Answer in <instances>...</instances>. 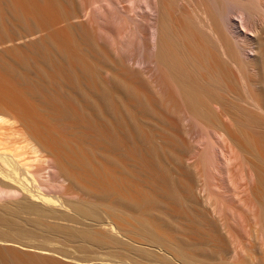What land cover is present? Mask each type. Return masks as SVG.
Wrapping results in <instances>:
<instances>
[{
  "label": "bare ground",
  "instance_id": "6f19581e",
  "mask_svg": "<svg viewBox=\"0 0 264 264\" xmlns=\"http://www.w3.org/2000/svg\"><path fill=\"white\" fill-rule=\"evenodd\" d=\"M36 1L29 6L26 0H0V25H5L7 7L18 21L27 15L41 16L42 23L36 19L47 31L40 38L47 43V49L40 51L38 45L40 63L33 62L38 65L40 83L33 86L30 82V92L39 106L49 111L50 119L59 124L61 131L77 129L80 139L98 150H125L124 157L139 162L141 172L152 180L151 187L158 189V196L145 199V207L160 206L162 213L166 209L171 221L176 217L178 222H194L195 217L184 205L205 204L210 220L233 243L235 237L225 222H246L245 212L256 222L264 221V169L257 174L254 162L242 154L245 151L246 155L257 157V147L252 137L240 129L241 125L263 128L259 126L260 115L256 118L254 114H264V53L255 41L258 30L254 27L253 31L252 26L256 18L264 19V0H78L79 14L68 10L71 5H64L68 10L61 13L65 15L61 22L64 26L58 21L62 18L59 3L64 0H43L44 4L38 0L41 5ZM233 15L238 16L239 23ZM75 31L78 38L73 35ZM33 46L35 49L36 45ZM108 52L118 59L115 63L119 65H114V61L111 65L121 74L109 69L110 75L114 73L110 77L112 85L109 84L112 89L107 88L108 82L102 84L105 82H101L98 66H94L95 62L105 67L110 64ZM18 60L27 66L32 62L27 54ZM244 66L254 72V79L243 76ZM234 74L241 75L247 95L244 104L255 110L254 117L247 112L242 114L237 103L230 101L237 94L231 86L235 83ZM139 75L148 81L159 100L150 96L151 99L142 89L146 84L139 85ZM137 76L140 80H130ZM237 110L242 114L236 116L237 137L214 127L218 116L228 120V112ZM16 117L0 110V203L18 199L4 204L6 210L0 208V264H72L67 261L71 257L69 250L64 248L79 252L91 249L84 243L96 247L95 252L118 258L119 264H173L168 257L134 248L116 238L114 233L127 234L112 223L109 229L94 230L69 213L58 216L54 212L57 210L48 209H58L54 204H59L60 195L63 202L59 206L65 204L75 216L105 224L96 205L80 201V195L72 191L76 185L70 174L73 166L62 151L36 129H17L20 120ZM179 129L186 138L174 133ZM179 141L192 146L190 158L178 157L182 167L193 174L186 184L166 173V155L156 146L159 143L169 148L178 146ZM250 186L255 187L256 201L249 198ZM110 197L108 192L103 200ZM37 201L53 207L47 205L46 209ZM115 201L129 209L137 207L129 199ZM151 238L153 242L159 240ZM176 253L186 262L196 264L180 248ZM78 261L91 262L88 257Z\"/></svg>",
  "mask_w": 264,
  "mask_h": 264
},
{
  "label": "rangeland",
  "instance_id": "374dc122",
  "mask_svg": "<svg viewBox=\"0 0 264 264\" xmlns=\"http://www.w3.org/2000/svg\"><path fill=\"white\" fill-rule=\"evenodd\" d=\"M35 1L36 0H32L31 2V0L28 1L26 0V2H29V4L30 3L35 4L34 3ZM58 1H62V0H57V2ZM69 1L70 2L64 0L63 2L60 3L58 2L61 5L62 3L65 2V4H63L62 6L60 5L61 7L59 6V9H61L59 10L60 15L62 17V18H58V21L60 22L59 25H63V26L65 25L61 23L65 17V15H62L64 14L65 11L63 12L62 10H67V6L68 8L70 5L72 6V7L70 6L71 8L68 9L71 13H72V9H74L73 12L78 11L77 13L78 14L80 13L81 6L79 7L80 4L78 3V0H69ZM40 2L41 4H44L43 0L42 1L40 0ZM40 2H38V0L36 1L37 4L41 5ZM32 4H30L29 6H31ZM64 5H67L65 6L66 9H64L65 8ZM7 9L8 7L4 9V15L6 16L4 22L5 25L4 24L0 25V110L5 111L11 115L17 116L16 118L20 120L18 125H16V128L18 127L17 129L22 128L25 132L27 130L25 126L31 129L32 128L36 129L44 139L51 141V144L55 149H60L62 151L63 156H65L66 160L69 163H71L73 166V168L70 169V171L72 172L70 174L72 175V180L73 182H75L76 185L72 191L80 195L79 197L80 201L96 205L99 218L102 219L105 224L108 223L107 224L108 226L105 224H104L105 226L100 225L96 223V221H92L87 218H82L78 215H76L77 216L76 217L75 216L76 213L75 214L72 213L70 207H69L70 209H68L67 208L68 206H66L65 204H61V206H59L60 203L63 202V200L60 198L63 197L60 195L57 196L54 193L52 196L56 195L57 197H60L59 204L57 203L54 204L55 205L54 208L58 207V209L47 207V205L48 206H52V205L51 204L49 205V203H44V202L39 203L41 201H37L38 205L40 204V206L44 208L46 207L48 209L50 208V210L51 209L57 210L54 212H57L56 214H58V216L65 215V213H69L71 217L73 216L74 218H77L76 219L77 222L81 221L86 225H90L94 230L109 229L110 228L109 223L110 224L112 223V225H114L117 228H120L123 232L127 234V236L125 235L122 236V234L120 235L114 233V236L116 238L126 242L127 244H129L134 248H143L155 252L160 256L168 257L170 260H172L173 264H190L186 262L182 257H180L178 253H176L177 248H180L181 250L186 252V254L188 253L189 256L194 258L196 264H264V221L256 222L251 217L250 214L245 212L246 222L243 223L225 222L227 229H229L231 232V236L234 235L235 237L234 243L228 237H226L225 232L219 226L216 225V222H212L210 220V218L207 215L209 210L207 209V206L205 204L197 205L191 202L188 203L186 202L187 206L184 205V208L190 214H192L193 217H195L194 222H186V221L178 222L176 220V217L175 218L171 217L173 220L171 221L170 218H168L170 216H168L166 209L165 210H163L164 208L162 209L163 213H165L166 211V213L163 214L162 212H160L162 208L160 206H155V207L153 206V208H151L152 207L151 206L150 208L148 207V209L145 207L144 204L145 199L151 195L152 196L154 195L155 197L158 196L157 195L158 189L154 185L153 187H151L152 180L149 178V176H147L148 175L147 173H142L143 171L141 169V164L139 162L137 163L136 161L133 160L131 161L127 159L128 157L126 158V156L124 157L125 153H127L125 150L114 153L109 152L107 149L98 150L93 145L84 143L80 139V134L77 129L69 130L70 135L68 131L65 130L61 131L62 128L59 127V124L53 122V120L50 119L51 117L49 116L50 115L48 113L49 111L39 106L37 99L30 92L31 90L30 88L32 87L31 83L33 84V86L34 84L38 85V83H40V78L39 75L37 74L38 65L36 64L37 67H34L36 66L34 62L36 63L38 61V63H40L39 49L41 48L40 51L47 49V45H46L47 43L44 40L40 39L47 31L45 32L44 27H40L41 24L39 26L38 24L39 22L37 23V19H36V17H38L39 21L41 20L40 23H42V19L40 18L41 16L39 15L37 16V14L35 16L34 15L35 13H32L34 16L30 17L29 15H27L22 20L18 21L16 20V18L14 19L13 16L10 15L12 14V12L7 11ZM29 14L32 15L31 13ZM72 16H75L74 13L72 14ZM234 16L235 15H233L234 21L236 23H239L238 21L239 18H237L238 16L237 17ZM24 19L25 22L23 21ZM32 23H34V25ZM63 23L65 22L63 21ZM253 24H255L254 26H252L253 31L256 29L258 30V34L255 41L257 42V45H259L258 46L259 51L264 53L263 17L256 18ZM238 25H239L238 26L239 30L241 28L240 31L243 32L241 25L240 24ZM254 27L256 29H254ZM37 32L39 33L38 34L39 36H37ZM30 34L31 35L36 34L38 38L35 35H34L35 37L32 35L31 38ZM249 34H252V32L249 31ZM73 35L76 36L77 32L75 31ZM76 38H78V35L76 36ZM29 39L34 43L36 41V43L33 44ZM37 41L39 43H37ZM24 42L26 43L24 44ZM21 43H23L25 47L23 45L22 48ZM26 45L28 46L29 50L27 49ZM33 45H36L35 46V49L37 48L36 50L33 48L34 47ZM38 45L39 46L41 45V47L39 48ZM30 49L34 50L32 51L34 53H32ZM21 52L23 54H21ZM35 52L36 55H34ZM26 54L27 57L30 59V62L32 61L31 64L28 65L29 69L26 64L25 66L24 64L22 65L19 60H18L19 62L17 61V59L20 58L21 55L26 56ZM112 55L113 54L108 52L109 60L112 58V60L109 61L110 64L108 63L110 66L107 64V66L105 67L104 64H99L97 62H95L94 64L95 67L98 66L97 70L99 73L102 74V75L100 74L101 82L103 81L105 82L102 84H106L108 82L107 83L108 86L109 84L112 83L110 79L111 75L114 76L113 75L114 73L119 75L120 73V71L116 68V66L119 65L117 64L119 61L118 59H115L116 57L115 55L113 56ZM93 61L91 62L94 63ZM112 61H114V65L116 66L111 65ZM99 67L103 72L99 69ZM104 71H107L105 72L106 74H104ZM108 71L114 73L110 75ZM21 72L25 73V76ZM22 75L23 78H26L27 76L26 79L28 80H26V82L23 81V78H21ZM101 76L102 77L104 76L105 78L102 79ZM234 76H235V83L231 86L233 89H235V92L237 94L235 95L233 94V97H230V101L233 100L235 101L234 103H237V105L239 106V108L238 107L237 108L238 110H240L241 108L240 112L242 114L247 112L248 114L247 113L246 114L248 116L249 115L253 116V114L255 113L253 111L255 110L247 108L244 104L245 101L247 100V95L246 92L243 90L241 75L234 74ZM243 76L249 80L255 78L254 72L250 71V69L247 66H244L243 68ZM139 77L142 78L140 75ZM137 78L138 76L135 78L132 77V79L130 80L132 81L140 80V78L139 79ZM142 79L145 80L144 77ZM141 80L139 81L141 83V84L139 83L140 86L141 85L143 86L144 84H146L145 86H147L148 84L147 87L149 89L145 86H143L144 88L141 87L148 94V96L149 97L151 96L159 100L160 97L159 98L157 97L159 95L154 90L152 91V88L150 90L149 83H147L148 81L145 80L144 82ZM107 85L105 86L107 87ZM111 85L107 88L112 89L113 87ZM146 89L148 91L150 90L151 92H148ZM242 109H244V111ZM238 110L237 112L236 111L228 112V120H225L223 116H218L219 120H217L216 123L213 124L214 127L218 130H223L227 132L229 135L232 134L235 137H237L235 134V132L238 133L237 117L240 115L242 116V114L239 113ZM255 115L256 118H258V116L260 115L259 119L261 120H259V122L261 121L260 122L261 125L259 124V126H262L263 128L261 127L249 128L241 125L240 129L245 133H247L248 135H250L254 140V143L256 144L257 147V157L254 156L251 157L249 155H246L245 153H243L245 151H243L241 148L240 149L243 151L241 152L244 156L248 157L254 162L256 166V172L257 174H259L264 169V126H263L264 123L262 122V120L264 121V114L255 113L254 116ZM8 129L10 130L12 128H7V130ZM152 130L153 129H151L150 131ZM11 131L9 132L11 133ZM75 131H78V133L75 134L76 133ZM181 131L182 129L181 130L179 129L176 130V132L174 131V133L181 134L178 136L180 137L182 136V138L183 137L186 138L185 133L183 131L181 133ZM153 132H159V130L155 129L153 130ZM73 134H75L76 136L75 135L73 136ZM179 142L181 143V141ZM180 143L178 146H176V144L174 146L173 145L170 146L172 148L170 147L168 148V146H165L164 144L161 145L159 143H157L156 146L157 149L160 150L161 152L164 150L163 152L166 155L165 156L166 158H164L163 160V163H165L164 165L166 167V168L164 167L166 173H168L169 176L171 174L176 180L181 179L186 184V182H190L192 180L193 174L187 168L182 167L180 159L185 157L186 158L191 157L190 154H191L192 146L187 143L186 146L184 143L181 144ZM160 145L163 147H161ZM179 146L181 147L180 149L178 148ZM165 147L168 148L169 150L166 149ZM175 147L177 148L175 149ZM173 150H174L173 152L174 154L171 152ZM116 154H120V155H116ZM176 154L177 155L180 154V155L177 156ZM179 156H181L180 159L178 158ZM179 160H180V165H179ZM131 163L132 164L134 163L137 166L131 165ZM139 167L141 170L138 169ZM177 168L179 169V171H181V173L178 172ZM174 178L172 179L174 180ZM147 180H150L151 183L150 181L148 182ZM153 188L157 192H155ZM249 190L251 191L249 195L250 200L256 201L255 187L250 186ZM108 192L111 194V197L107 200H103V198H105V195ZM117 198H122L125 200L129 199L130 201L137 203V207L135 209H129L126 206L120 205L115 201ZM17 200L18 199H12L1 202L0 208L6 210L3 207L4 204L15 202ZM59 211L60 212L62 211L64 213L62 214V212L60 213ZM7 212L11 213L9 209H7ZM166 215L167 218L169 219V222H167L168 220L165 217ZM66 216L69 215L66 214ZM161 216H163L162 219L163 218L165 219L162 220ZM31 218H33V216ZM49 221L55 222L57 220L50 219ZM60 221L61 220H58V223H60ZM61 222H64L62 224H67L65 223V221H61ZM244 228L245 230L242 231ZM152 236H155L159 240L153 242L151 238ZM84 244L91 247V249L88 248L86 249L85 252H79L73 248H64V249H68L71 255V257L67 259V261H69L72 264H119L118 258H113L108 254H104L98 251L95 252L96 247H93L92 245L87 243ZM190 246H192V250ZM125 256L133 260L132 257L127 255ZM85 257H88L91 262L88 263V262L78 261Z\"/></svg>",
  "mask_w": 264,
  "mask_h": 264
}]
</instances>
